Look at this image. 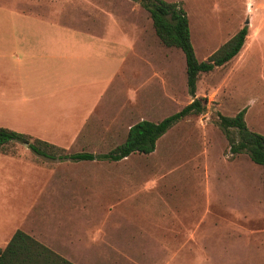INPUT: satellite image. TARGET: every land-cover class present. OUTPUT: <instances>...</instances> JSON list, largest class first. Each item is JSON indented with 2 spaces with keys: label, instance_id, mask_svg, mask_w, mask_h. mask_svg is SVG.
Segmentation results:
<instances>
[{
  "label": "rangeland",
  "instance_id": "obj_1",
  "mask_svg": "<svg viewBox=\"0 0 264 264\" xmlns=\"http://www.w3.org/2000/svg\"><path fill=\"white\" fill-rule=\"evenodd\" d=\"M54 1L71 6L56 23L82 29L86 6L75 4L86 2L101 24L122 31L119 77L103 84L95 113L75 128L52 109H1L0 126L28 138L0 149V247L21 229L74 264H264V166L232 155L216 124V111L245 108L249 129L264 134V0H166L181 2L199 61L248 26L236 56L199 74L194 96L182 51L161 44L139 1ZM0 7V22L54 23L34 0H0ZM194 97L206 99L204 111L172 126L149 154L72 161L29 148L46 136L53 146L37 145L55 154L107 152L130 125L159 121Z\"/></svg>",
  "mask_w": 264,
  "mask_h": 264
},
{
  "label": "crops",
  "instance_id": "obj_2",
  "mask_svg": "<svg viewBox=\"0 0 264 264\" xmlns=\"http://www.w3.org/2000/svg\"><path fill=\"white\" fill-rule=\"evenodd\" d=\"M34 1L49 9L54 23L0 22V111L10 115L52 109L63 113L61 117L68 120L65 124L75 128L95 113L103 84L110 85L119 77L116 39L125 35L117 26L101 24L96 9L86 2L75 4L78 9L85 5L87 14L83 15L86 22L78 25L82 29H75L56 23V16H67L68 2ZM12 13L38 19L30 10ZM124 45L120 44L122 50ZM40 140L56 141L46 136Z\"/></svg>",
  "mask_w": 264,
  "mask_h": 264
},
{
  "label": "trees",
  "instance_id": "obj_3",
  "mask_svg": "<svg viewBox=\"0 0 264 264\" xmlns=\"http://www.w3.org/2000/svg\"><path fill=\"white\" fill-rule=\"evenodd\" d=\"M149 13L155 34L162 45L179 48L185 59L186 87L194 96L196 82L201 72H209L222 66L238 54L248 34L243 25L227 41L222 43L204 60L196 58L190 38L189 21L181 2L166 0H135ZM206 99L194 97L178 111L159 121L141 119L129 126L122 142L107 152L77 151L55 154L47 148L48 142L35 139L29 148L45 158L72 161H119L132 153L149 154L156 141L172 126L190 115L201 114ZM216 124L224 134L232 155L246 153L256 164L264 166V134L249 129L245 122V108L235 115L227 116L216 111ZM28 135L0 126V149L13 141H27ZM36 142V143H35ZM44 144V148L37 145ZM0 264H74L21 229H16L3 247H0Z\"/></svg>",
  "mask_w": 264,
  "mask_h": 264
}]
</instances>
